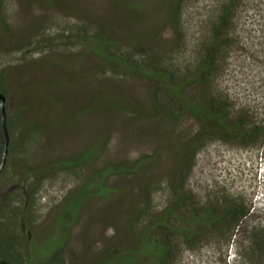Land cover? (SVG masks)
Segmentation results:
<instances>
[{"label": "rangeland", "instance_id": "obj_1", "mask_svg": "<svg viewBox=\"0 0 264 264\" xmlns=\"http://www.w3.org/2000/svg\"><path fill=\"white\" fill-rule=\"evenodd\" d=\"M179 1L0 0L2 82L12 92V110L31 108L33 115L39 114L44 129L33 151L34 162L13 164L7 178L22 177L45 162L74 158L97 146L83 181L58 174L34 191L33 217L24 235L31 242L29 248L36 247L38 254H53L64 243L67 231L62 252L65 264H115L110 250L137 246L127 219L141 203L139 188L170 177L178 167L183 138L194 135L200 125L194 119L180 129L164 123L152 110L147 81L100 75L90 38L101 34L109 41L151 47L161 54L177 53L184 39L186 57L191 56L223 0L183 3L179 26L174 25L179 28L177 33L171 9ZM77 28L87 30L85 40L69 33ZM234 34L237 45L218 80V89L236 108L264 120V0H244ZM143 156L156 159L139 176L109 180L118 195L87 197L79 217L71 221L76 225L62 220L66 200L97 170ZM263 178L264 155L218 142L199 152L188 183L202 201L218 191L241 197L251 207L244 225L249 230H264ZM38 185L36 178L28 182L30 188ZM9 190L0 189V198ZM165 199V195L156 196V206L160 208ZM239 249L238 241L228 247L224 242H212L184 252L177 264H241L236 257ZM118 255L124 256L121 251ZM31 256L25 254L24 258Z\"/></svg>", "mask_w": 264, "mask_h": 264}, {"label": "trees", "instance_id": "obj_2", "mask_svg": "<svg viewBox=\"0 0 264 264\" xmlns=\"http://www.w3.org/2000/svg\"><path fill=\"white\" fill-rule=\"evenodd\" d=\"M186 2L189 1L180 0L178 6H172L171 22L175 32L178 28L174 27L175 22L179 26L180 7ZM243 3L244 0H223L208 24L206 34L194 45L193 55L187 57L184 39L175 55L173 52L157 53L151 47L125 46L109 41L101 34L90 36L100 75H111L123 81L145 80L152 90V110L164 123L180 129L186 121L194 119L200 125L194 135L183 138L178 167L170 177L151 181L139 188L141 203L127 219L137 246L125 251L119 248L110 250L115 264H177L184 252L200 250L212 242H224L228 247L236 241L240 248L236 253L238 262L264 264V230H249L244 225L250 217L248 203L223 191L209 194L202 201L188 183L197 155L210 144L219 142L244 150L255 149L264 155V151L259 152L264 148V120L248 110L236 108L218 89V80L237 45L235 21ZM69 33L84 40L88 35L84 28ZM1 64L0 60V73ZM0 95L6 98V127L10 139L6 168L0 175V189L14 187L0 198V262L65 264L62 252L68 231L62 246L51 255H40L36 247L29 248L31 242L24 233L33 217L34 191H39L44 181L58 174L83 181L86 167L94 161L97 146L74 158L45 162L36 171L24 172L22 177L14 174V177L7 178L13 164L28 166L34 162L33 151L44 129L37 117L39 114L33 115L31 108L12 110V92L2 82L1 74ZM88 112L84 111L80 116ZM4 148L0 101V164ZM155 159V156H143L133 162L109 164L97 170L66 200L62 220L68 225H76L71 221L79 217L85 198L118 195V189L108 185L112 177L139 176L145 165ZM33 178L39 181V185L30 188L28 182ZM161 194L166 199L159 208L155 198ZM120 251L123 257L118 255ZM25 254L32 256L24 258Z\"/></svg>", "mask_w": 264, "mask_h": 264}, {"label": "water", "instance_id": "obj_3", "mask_svg": "<svg viewBox=\"0 0 264 264\" xmlns=\"http://www.w3.org/2000/svg\"><path fill=\"white\" fill-rule=\"evenodd\" d=\"M0 101H1V110L3 114V128L5 132V148H4V152L2 156V161L0 164V175H1L4 169L6 168L7 158H8V146H9L10 139H9V135H8L7 127H6V121H7L6 108H5L6 98L3 95H0Z\"/></svg>", "mask_w": 264, "mask_h": 264}, {"label": "flooded vegetation", "instance_id": "obj_4", "mask_svg": "<svg viewBox=\"0 0 264 264\" xmlns=\"http://www.w3.org/2000/svg\"><path fill=\"white\" fill-rule=\"evenodd\" d=\"M1 263V262H0ZM2 264V263H1Z\"/></svg>", "mask_w": 264, "mask_h": 264}]
</instances>
